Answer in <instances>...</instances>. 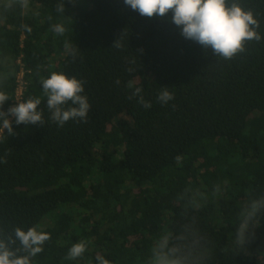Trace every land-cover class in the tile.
<instances>
[{"label":"trees","instance_id":"trees-1","mask_svg":"<svg viewBox=\"0 0 264 264\" xmlns=\"http://www.w3.org/2000/svg\"><path fill=\"white\" fill-rule=\"evenodd\" d=\"M59 2L0 0L3 110L38 97L44 119L9 117L14 135L0 129V239L16 227L48 232L32 264H96L99 255L148 264L163 234L184 237L193 264H264V208L246 242L236 240L251 202L264 201V0H235L261 39L230 60L186 40L171 12L148 18L123 0H65L61 14ZM52 71L84 82L86 122L50 119L40 80ZM165 86L174 99L161 104ZM80 241L85 254L66 259Z\"/></svg>","mask_w":264,"mask_h":264},{"label":"clouds","instance_id":"clouds-1","mask_svg":"<svg viewBox=\"0 0 264 264\" xmlns=\"http://www.w3.org/2000/svg\"><path fill=\"white\" fill-rule=\"evenodd\" d=\"M126 7L137 11L141 16L153 18H165L169 12L171 22L181 29L180 34L186 40H192L205 49H211L214 55L225 60L232 59L236 54L244 50L246 41L261 39L256 31L258 21L250 10H245L238 2L230 5L227 0H123ZM22 9H28L30 0H18ZM9 3L7 7H11ZM58 13H65V0H60L56 5ZM51 19V17H49ZM28 31L30 28L24 26ZM52 30L63 36L66 28L62 23L52 25ZM120 39L114 44L120 47ZM67 46V44H66ZM72 55L75 56V50ZM42 91L46 97L47 109L50 119L58 126L63 127L69 120L87 121L90 104L84 92V82L76 77H68L63 72L52 71L46 78L40 80ZM119 83V81H117ZM129 88L134 89L132 96L138 97V103L145 108H150L143 95V89L135 86L131 81ZM132 98L131 96L129 97ZM156 99L161 104H167L174 99L169 87H161ZM9 95L0 90V129H7L9 136L14 135L12 121L15 124L31 125L44 124L43 111L38 109L41 99L29 97L3 110ZM6 162V161H3ZM264 208V201L253 200L249 210L244 216L240 226L236 230L238 244L246 242L252 220L258 212ZM50 239L46 231H39L36 227L24 230L20 227L14 229V237L7 241L0 239V264H32V258L43 251V245ZM19 242V248L10 247ZM87 251V243L76 242L68 249L66 259L76 260ZM21 252L25 254H20ZM96 264H110L99 255ZM148 264H193V252L191 246L184 237L178 236L173 239L167 234L156 238L154 246L150 249Z\"/></svg>","mask_w":264,"mask_h":264},{"label":"built area","instance_id":"built-area-1","mask_svg":"<svg viewBox=\"0 0 264 264\" xmlns=\"http://www.w3.org/2000/svg\"><path fill=\"white\" fill-rule=\"evenodd\" d=\"M22 89L20 90V93H21Z\"/></svg>","mask_w":264,"mask_h":264}]
</instances>
